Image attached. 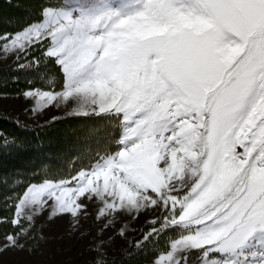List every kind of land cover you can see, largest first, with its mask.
<instances>
[{
    "label": "snow or ice",
    "instance_id": "6c2138e0",
    "mask_svg": "<svg viewBox=\"0 0 264 264\" xmlns=\"http://www.w3.org/2000/svg\"><path fill=\"white\" fill-rule=\"evenodd\" d=\"M38 16L0 33V94L97 122L63 169L0 171V254H35L37 219L79 229L92 203L100 237L157 212L136 248L174 235L153 264H264V0H46ZM30 147L0 127V158Z\"/></svg>",
    "mask_w": 264,
    "mask_h": 264
},
{
    "label": "rangeland",
    "instance_id": "374dc122",
    "mask_svg": "<svg viewBox=\"0 0 264 264\" xmlns=\"http://www.w3.org/2000/svg\"><path fill=\"white\" fill-rule=\"evenodd\" d=\"M12 60L11 57L0 53V64H8ZM32 106L31 101H26L22 96L16 94L0 96V113L17 114L21 120L30 124L45 123L51 121L53 117L68 116L67 112L74 105L68 108H52L40 114H28L26 110ZM96 208L97 205L89 203V215L87 218L81 216L79 229L71 227L69 217L51 222L46 219V215L37 219L34 227L25 237L27 241H31L34 235L42 238L36 248V253L33 254L30 247L25 248L23 251L3 252L0 254V264H92L94 259L107 261V264H127V255L141 254L144 251L137 249L136 243L140 240L142 234L150 229L149 221L157 215V212H145L137 219L118 216L113 227L105 232L103 237H100L99 230L101 226L95 220ZM122 228L125 230L124 236L119 235ZM172 235L174 234L169 233L167 236L160 238L162 247L159 251L164 249L168 237ZM94 240L98 243L101 240L103 241L101 251H88ZM155 255L134 261L131 264H153Z\"/></svg>",
    "mask_w": 264,
    "mask_h": 264
},
{
    "label": "trees",
    "instance_id": "16d2710c",
    "mask_svg": "<svg viewBox=\"0 0 264 264\" xmlns=\"http://www.w3.org/2000/svg\"><path fill=\"white\" fill-rule=\"evenodd\" d=\"M46 0H0V33L16 32L26 24L39 19L38 10ZM0 64V76L7 80L13 73L9 71L10 65ZM17 87L10 82L4 94H16ZM15 121L26 124L29 128H38L42 124H30L20 119L17 114L0 113V127L14 135L26 136L31 147L20 154L7 155L0 158V171L11 180L14 173H21L19 179L30 178L28 174L32 170H39L42 163L51 164L54 168L63 169L69 159L73 157V152L84 141L89 128L97 122L95 117H70L58 118L45 133H21L16 127ZM115 151V146L112 147ZM80 165H77L79 167ZM9 186L0 185V196L7 195ZM166 239V238H165ZM23 243V242H22ZM31 248V245H29ZM162 247L161 242L155 247H147L143 252L136 255H127V264L140 259L153 257Z\"/></svg>",
    "mask_w": 264,
    "mask_h": 264
}]
</instances>
